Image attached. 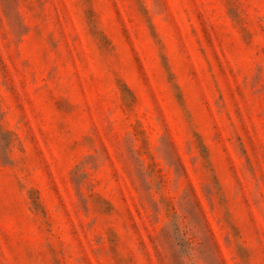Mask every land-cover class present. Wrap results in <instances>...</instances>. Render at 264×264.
<instances>
[{"label":"rangeland","instance_id":"obj_1","mask_svg":"<svg viewBox=\"0 0 264 264\" xmlns=\"http://www.w3.org/2000/svg\"><path fill=\"white\" fill-rule=\"evenodd\" d=\"M0 264H264V0H0Z\"/></svg>","mask_w":264,"mask_h":264}]
</instances>
